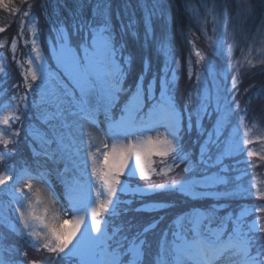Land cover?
I'll list each match as a JSON object with an SVG mask.
<instances>
[{
  "label": "snow or ice",
  "instance_id": "1",
  "mask_svg": "<svg viewBox=\"0 0 264 264\" xmlns=\"http://www.w3.org/2000/svg\"><path fill=\"white\" fill-rule=\"evenodd\" d=\"M75 4V10L69 12L70 24L58 20V26L50 30L56 33L53 58L57 68L63 70L62 73L52 71L44 63H40L38 68L34 67L33 59L29 58V67L24 74L26 89L33 90L37 80L44 85L40 89L39 103L33 102L37 109L35 119L44 126V130L30 127L27 137L30 144L38 146V150L33 148L34 155L64 166L62 170H57L65 184L68 200L63 216L56 211L49 215L50 209L46 201L41 199L40 190L36 189L35 195L30 196L33 185L23 183L25 179L37 180L47 184L51 190L47 171L38 170L33 174L24 168L13 176L15 166L7 163L13 155V151L8 150L9 145L18 143L21 131L20 128H13V124L22 122L21 107H28V94L17 92L11 96L9 103L0 107V145L4 149L0 151V162L7 165V171L0 172V185L4 186L0 192L9 197L6 202L0 200V224H4L17 236L27 238L28 246L36 251L44 250L51 254L41 261L30 260L28 264H59V261H72L74 257L78 264H264V243L259 242L260 237L257 235L264 233V217L246 223L245 217L250 212L244 206L238 211H227L220 215L228 205L219 203L222 199H232L245 193L252 195L251 186L244 189L240 177L230 175L237 169L234 165L226 164L225 159L243 153V146L254 142L249 136L245 118L252 99L258 97L260 91L249 97L230 136L226 139H222V136L225 126L231 125L232 117L240 109L235 94L239 92L241 69L245 63L249 67L256 66L250 58L253 45L260 43V51L264 53V40L256 41L253 37L244 60L226 64L224 72H234L231 86L224 82L215 96L200 92L201 75L197 72V84L189 92L183 109H180L174 94L180 61L175 57L172 47V21L166 0H141L139 7L143 12L142 21L137 20L133 13L125 23L124 18L117 13L118 28L114 23L111 0H75ZM89 6L90 14L86 12ZM202 6L205 10L203 19L199 15V8L188 0L184 5L185 10L196 20L213 52L222 56L230 55L236 47L237 33L241 30L234 25L233 42L226 45L219 26L223 24L226 29L228 8L225 6L222 12H217L215 3L211 8L207 4ZM42 7L46 16L51 17L56 12V0H47ZM251 11L248 0H237L234 19L239 21L241 16ZM31 15L29 11L23 13L24 17ZM154 17L164 20L159 35L153 27ZM209 17L212 35H208L207 30ZM141 22L145 43L152 41L157 51L164 55L165 67L163 74L159 77L153 75L146 87L144 73H141L134 88H125L124 82L133 63L125 38L129 34L138 37ZM25 23L21 20L20 36L24 35ZM28 23H31V34L34 37L31 41L34 59L43 61L37 45V24L35 21ZM5 30L0 27V32ZM181 34L183 36L182 31ZM241 38L248 40L247 35ZM187 42L192 45L196 63L203 64L207 71L204 53L190 39ZM11 50L15 57V38ZM257 64H264V59L257 60ZM169 72H172V79L168 78ZM0 73L6 74L2 64ZM188 73L191 79V57L188 60ZM157 81L159 97L155 95ZM93 93L96 96V108L90 107L88 101L89 95ZM122 94L127 95V99L121 108V117L110 124L107 133L111 144L103 143L93 150L95 137L91 132H84L79 120L85 119L95 126V112L99 107L105 108L107 116L108 110L119 102ZM213 113L216 114L215 123L210 131H206L201 121L205 115L211 116ZM193 116L200 135L207 137L199 146L200 156L195 163L182 144L183 122L186 117L187 130L190 132ZM159 127H164L165 132L157 131ZM241 128L244 129L242 138L239 137ZM152 131L156 132L155 136L147 135ZM85 135L88 137L87 152L82 160L80 154L84 151ZM247 155L253 157L258 153L247 150ZM154 157L160 158L163 167H155ZM259 159L264 160V155L259 156ZM180 163L185 165L183 172L186 175L182 180L172 179L168 183L148 184L144 187L139 184L133 186L129 182L137 174L140 180H150L153 175L167 177ZM245 164L248 167L258 166L248 160ZM244 174L249 173L245 171ZM69 175L70 178H65ZM9 180L13 181L11 185L6 183ZM157 191H174L186 198H207L217 203L207 208H192L177 215L155 233L154 241L148 239V234L160 226L164 217L153 220L132 235H129L130 227L115 223L123 211L120 205L131 203L130 200L121 201L118 193L133 196L139 194L143 197ZM255 196L264 201V190L257 188ZM42 204L44 207L41 209L39 206ZM163 207L167 205L144 206L150 210ZM68 211L72 213L71 219L67 218ZM252 211L264 214V204L254 206ZM12 215L15 216V222ZM77 234L79 238L73 243ZM5 239L3 233H0V264H18L11 255L5 256L6 252L11 254L18 251L14 246H5ZM22 255L26 256L27 253Z\"/></svg>",
  "mask_w": 264,
  "mask_h": 264
},
{
  "label": "trees",
  "instance_id": "2",
  "mask_svg": "<svg viewBox=\"0 0 264 264\" xmlns=\"http://www.w3.org/2000/svg\"><path fill=\"white\" fill-rule=\"evenodd\" d=\"M18 0H0V7L11 9L10 6L13 5V3L17 2ZM23 1V0H20ZM44 2L36 5L35 7H31V5H28L27 11H29L32 15V21H35L37 24V30H38V38H37V44L38 41L41 42L44 49L46 50V53L50 50V44L47 42L45 36H47L49 39H56V33L53 31H50L52 28L58 26L57 21L58 20H64L66 24H70L71 20L69 17L70 10L74 11L76 8L75 0H56V12L55 15L48 17L45 14L43 5L46 4L47 0H43ZM141 0H111V6H112V14L114 23L117 25V28L119 27V20L116 19V14L119 13L125 20V23L127 22L128 16L135 13V18L139 21H142L143 12L141 8L139 7ZM191 4H193L195 7L199 8V15L201 19L204 18V7L202 5L207 4L209 8L213 6V3L216 4V10L217 12H222L223 8L226 6L228 8V22L227 25H229V22L231 23V27L233 30V26L236 25L241 32L237 33V51L240 54L247 53V49L249 45L252 44V39L255 37L256 41L264 40V0H248V3L250 7L252 8V11L250 14L244 15L240 17L239 21H236L234 17L237 13V0L230 1L226 5L223 4V0H188ZM186 0H166V5L168 12L171 16L172 21V46H174L175 50L174 53L176 54V58L181 60V48L182 43L187 42V40H191V38L194 40L196 37L201 36V31L199 30V27L196 23V20L192 18L191 14L185 10ZM130 5V6H129ZM231 8V9H230ZM49 12H51V8L48 9ZM86 12L90 14L91 8L90 6L86 8ZM12 13H6L2 12L0 13V27L5 28L6 30L4 32H0V60L8 59L11 60L9 64L4 65V68L6 70V74L0 73V105L4 103H9L11 96L19 92L21 95L27 93L28 94V100L27 105L28 107L25 109L23 106L21 107V115H22V122L19 124H13V128H20V136L18 138V143L14 145H9L8 150L13 151V155L9 161H7L8 164L14 165L13 171H21L24 168L28 167H34L37 165V160L39 158H36V156L33 154V148L36 147L38 150V146L35 144H30L29 139L27 137V133L29 131L30 127H38L41 131H43L42 126H40V122L35 119L37 109L33 106V102L35 101L37 104L40 101V80H37L34 85L33 90H28L24 87L25 80H24V74L29 67L27 64V60L29 59L30 52L32 50V45L30 44L29 38L31 33V23H25L24 25V35L20 36V26L21 22H18L16 19H12ZM41 20V23L39 19ZM160 18V17H158ZM156 17L153 18V21H155ZM161 19V18H160ZM223 19V17H221ZM164 23V20L161 19ZM16 21L17 27L13 28V22ZM211 22V18H208V23ZM159 24V23H158ZM143 26L142 22L138 26V37L132 36L129 34L126 36L127 41V51L132 54L133 56V63L131 66V69L128 72L127 78L124 82L125 88H134L135 82L140 76L141 73H144L145 76V85L152 80L153 75H156L159 77L163 74L164 67L162 63V57L164 56L162 53H159L157 49H155V45L152 41H149L147 44L144 40V29L142 30ZM221 24L219 27L221 29ZM230 28V27H229ZM228 28V29H229ZM181 31L183 32V36L181 34ZM42 33L44 35L42 36ZM259 33V34H257ZM181 39V42L177 40V37ZM242 35H247L248 40L245 41L241 38ZM233 36V34H232ZM16 39V50H15V57L13 56V52L11 50V44L13 39ZM27 42V43H26ZM260 43H256L253 45V48L257 46ZM246 56V55H245ZM145 61H147V71H145ZM162 63V69L160 68V65ZM161 72V73H160ZM30 75H29V81H30ZM247 79V78H246ZM246 80L243 79V82ZM262 82L254 81L250 82V78L248 77L247 83L244 84V88L248 89L249 91H252V93L248 94L244 99L243 104V98H241L239 105H241V108H245V104L248 101L249 97L254 96L255 93L260 91V94L264 90V85H260ZM14 85H18V88H14ZM175 98H176V104L181 107L179 103V96H177V83L175 82ZM244 89V92H245ZM264 96L259 95L258 97L252 99L251 101V107L249 105L248 107V113L247 117L245 118V123L251 124L253 121V118H249V115L256 116L255 111L258 112H264V107L262 108H253V101L255 99H262ZM121 98V97H120ZM120 100L116 104L115 109L118 110L120 107ZM243 104V105H242ZM237 110L235 116V119L239 120L240 115L242 114L243 109ZM238 120H235L234 122H238ZM264 122V121H263ZM254 124L256 126L264 125V123L260 124L259 121H255ZM185 151L190 152V156H193V148H185ZM249 150V148H245V151ZM0 151H4L3 146L0 147ZM197 147L195 146L194 152L196 153ZM200 150H198L199 154ZM214 152V151H213ZM194 153V156L196 154ZM199 159V157H198ZM41 167H44L45 164L40 160ZM252 163V161H250ZM38 166V165H37ZM37 169H43V168H36ZM47 169V168H46ZM255 170V174H257V171ZM49 170V169H47ZM7 171V165L4 162H0V172ZM261 172H264L263 169ZM249 173V172H248ZM239 174V171L235 173V176ZM246 176V175H244ZM159 177V176H155ZM264 177V176H263ZM157 180L151 178L150 180H140L135 179L136 182L135 185H143V184H152L153 181L158 182L159 178H156ZM9 183L8 181L6 182ZM132 184V183H131ZM4 186L0 185V189H3ZM159 192H156L155 198L159 200L160 202H165V204L168 205V209L164 212L166 214L165 220L163 225L165 226L169 220H172L177 215L187 212L191 210L192 208H207L211 204L217 203L215 200H208V201H201L198 199H191L186 198L180 193H173L168 192L165 194H158ZM4 192H0V200H4L5 196L2 195ZM124 195V194H122ZM180 195V196H179ZM129 196V197H128ZM179 196V197H178ZM138 197V194L133 195H124V199L126 201L129 198H136ZM132 199V200H133ZM131 201V200H130ZM136 200H133V204H130L129 207H135L138 205V202ZM219 203L228 205V208L223 210L220 215L226 214L227 211H238L241 206L247 207L249 209L250 215L245 217V221L251 222L253 219L257 217H264V214H260L258 212H253L252 208L254 206H260L264 204V201L258 200V201H252L247 199H239V198H232V199H222L219 201ZM135 212L126 213L127 220H132L131 215H133ZM144 216V215H142ZM146 217V216H144ZM169 217H171L169 219ZM153 219L156 218V215L152 217ZM12 220L15 222V218L12 215ZM117 222H119V218L116 219ZM121 223V222H120ZM142 223V222H141ZM147 223V220H145V224ZM144 224V225H145ZM142 225V226H144ZM138 227L139 224L137 225ZM162 228V227H160ZM132 234H134L137 229H131ZM138 230H141L139 228ZM0 233H3V235L6 237V239L3 241L5 246H14L18 251L12 252L11 254L5 253V256L11 255L12 258H14L18 264L22 262V264H28L30 260H37L41 261L47 257H49L51 254H48L46 251H36L32 247L28 246V242L26 241V238H21L11 232L8 227H6L4 224H0ZM131 234V235H132ZM257 235L260 237V243H264V233H257ZM156 236V235H155ZM148 239L151 240L150 233L148 234ZM156 239V237H155ZM154 239V240H155ZM153 240V241H154ZM27 253V255H22V253ZM77 261V258H73L72 261H59V264H75Z\"/></svg>",
  "mask_w": 264,
  "mask_h": 264
},
{
  "label": "rangeland",
  "instance_id": "3",
  "mask_svg": "<svg viewBox=\"0 0 264 264\" xmlns=\"http://www.w3.org/2000/svg\"><path fill=\"white\" fill-rule=\"evenodd\" d=\"M233 1V0H230ZM44 2L43 0H23L20 1L18 0L17 2L13 3V5L10 6L11 9H7V8H3L2 6L0 7V13H2L3 11L6 13H12V19H16V21L18 22L17 24L19 25V22H21V20H24L28 23V21H32V17H24L23 13L25 11H27V9L29 8L28 5L30 4L31 7H35L36 5L40 4ZM226 5L229 3V0H223V4ZM231 9V8H230ZM18 10V11H17ZM41 18L39 19L40 23H41ZM16 21L13 22V28L17 27ZM159 23V24H158ZM164 23L163 21L156 17L155 21H153V27L155 29V32L157 35L160 34L162 27H163ZM142 27L143 30V26L141 25L140 28ZM230 27V28H229ZM229 28V29H228ZM212 29V24L211 22H209L207 24V30H208V35H212L211 32ZM223 33L224 39L226 41V45L227 44H231L233 42V30L231 27V23L229 22V25H227L226 29L224 28V25L221 26L220 29ZM44 35V33H42V36ZM201 36L196 37L194 40L191 38L192 43L195 44L196 48L199 49L200 51H202L204 53V55L206 56V61L204 62V64L208 65V69L207 71L204 70V66L203 64L198 65L196 63V57H195V53L194 51H192V45L189 44L188 42L182 43L181 39L179 38V36L177 37V35L175 37H177V40L180 41V43H182V48H181V60H180V67L176 72V83H177V96H179V103L181 105V107H179L177 105L178 108L183 109L184 104L187 100L188 94L190 91H192L194 89V86H196L197 82H196V73L199 72L201 75V83L199 85V89L200 92L203 95H212L215 96L217 91L219 89H221L224 86V82L227 83V85L230 87L231 86V80H232V75L234 74V72H228L225 73L224 72V68L226 66V64L228 62H232V61H236V60H244L245 55H248V49H247V53H243L240 54L237 51V46L233 49L232 53L230 55L227 56H222L218 53H214L213 50L208 46L205 36L201 33ZM34 37L32 36V34L30 33V44L31 41ZM47 42H49L50 44V50L48 53H46V50L44 49L43 45L41 44V42L38 41V46L41 50V54L43 55V61H35L34 57H35V52L33 50H31L29 58L33 59V66L34 67H39L40 63H44L47 67H49L52 71H59L62 73V69H58L56 62L53 58V44L55 42L54 39H49L47 36H45ZM173 49L175 50L174 46H172ZM155 49L156 46H155ZM261 49V45L258 44L257 46H255L253 48V51L251 53V59L253 61V64H256L255 67H249L246 63L243 65L242 69H241V73H240V83L238 85L239 87V92L235 94V101L240 103L241 98H243V104H244V99L245 97L252 93V91H247L244 92V84L247 83L248 77L250 78V82H254V81H259L262 82L260 85H264V64H257V60L259 59H264V53H261L260 51ZM175 57L176 54L174 53ZM189 57H191V61H192V71H193V75L191 77V79L189 78V73H188V60ZM10 62H12L11 60L8 59H1L0 60V64H2L3 66L6 64H9ZM162 63H163V67H165V57H162ZM162 63L160 65V68L162 69ZM161 73V72H160ZM168 78L172 79V72L168 73ZM247 78V79H246ZM243 79H245L246 81L243 82ZM40 86L43 87L44 85L42 84V82L40 81ZM147 86V84L145 85V87ZM160 94V89H159V82L157 81V84L155 86V95L157 97H159ZM264 96V90L263 92L260 94ZM127 99V95L122 94L121 98H120V107L118 108V110L114 111L112 106L109 110H108V114L106 116V112H105V108L103 106H100L99 109L95 112V121H96V125H92L91 123H89L87 120L85 119H80L79 123L83 125V130L85 133L91 132L93 134V136L95 137L94 140V148L93 150H95L96 147V140L99 137L103 142V143H108L111 144V140L109 139V136L107 135L108 131H109V126L111 123H113L114 121H118L121 117V108L125 102V100ZM88 101H89V105L92 108H96L97 107V103H96V96L95 94H90L88 97ZM6 104V103H4ZM4 104H1L0 107H2ZM242 104V105H243ZM116 105V104H115ZM253 108H262L264 107V97L262 99H255L252 103ZM251 107V104H250ZM241 108V105H240ZM243 109V108H241ZM5 111H8L10 109H4ZM211 108H209V111L211 112ZM256 116L253 115H249V118H253V121L251 122V124H247L248 128H249V136L250 138L253 139V143L249 144V145H244V148H249V150H253L255 152L258 153L257 156H253V157H248L247 155V151H244L243 153H236L231 157H227L225 159V163L226 164H230V165H234L235 168L237 169L236 171H233L230 173L231 176L235 177V173H237V171H239V174L237 176L240 177V184L244 189H248L251 186V193L252 195H247L246 193L243 196H237L235 198H239V199H247V200H252V201H258L259 199L256 198L255 196V192L257 188H260L262 190H264V172H261L262 169L264 171V160H260L259 156L264 155V125L261 126H256V124H254L255 121H259L260 124L264 123V112H258L255 111ZM216 120V114L213 113L211 116L205 115L204 118L201 121V125L202 127L206 130V131H210L212 129L213 124L215 123ZM235 117H232V123L231 125H226L224 128V132H223V136L222 139H226L230 136L231 132H232V127L237 123L234 122ZM40 126H42V130H44V126L40 123ZM38 128V127H36ZM157 131H159L160 133H164L165 129L164 127H159L157 129ZM243 132L244 129L241 128L240 133H239V137L242 138L243 137ZM147 135H152L155 136L156 132L152 131V132H148ZM206 135L201 136L198 129L195 126V116H193V127L192 130L189 132L187 130V118L185 117V120L183 122V132H182V144H183V148H193V156H191L192 161L195 163L197 162L199 159L198 157L200 156V152L198 154V150H200V144L203 143V141L206 139ZM87 143H88V137L87 135H85L84 137V151L81 152V159L83 160V158L86 155L87 152ZM195 146L197 147V151L196 153L194 152L195 150ZM0 147H2V145H0ZM189 151V150H188ZM186 151V152H188ZM213 151H215V149H213ZM190 154V152H188ZM194 153L196 154V156H194ZM36 156V155H35ZM36 158H39V160H37V165L34 167H28L27 169L30 170L33 174L38 171V170H45L48 172V181L51 183V190L48 189V185L37 181V180H27L25 179L23 181L24 184L27 183H31L33 185V190L31 193H29L30 196H33L34 194V187H36L37 184H41L42 187H44L46 189V191L48 192V194L50 195V197L55 201V203L57 204L58 208L56 210V212H59L61 214V216H63L65 214V208L68 205V200L66 198V189H65V184L62 182V178L60 175H58L57 170L60 169L58 167L57 164H53L51 161L46 160L43 156H36ZM154 160H156V164L155 167L157 169L163 167V165L160 164V158L159 157H154ZM40 160L42 162H44L45 166L41 167V163ZM248 160L249 162L252 161V163L257 164V167H248L245 164V161ZM239 161V163L237 164L236 162ZM168 163H171L170 160L167 161ZM185 167V165L183 163H180L179 167H174L173 171L171 173L168 174L167 177L165 176H159V177H155V175H153L151 178L157 180L156 178H159L158 182L153 181L152 184H159V183H168L170 182L172 179L175 180H182L185 178V173L183 172V168ZM36 168H43V169H37ZM49 170H47V169ZM257 174H255V170H258ZM215 169H212V171H214ZM52 171V172H51ZM90 171V168H89ZM245 171L249 172L248 175L244 176ZM20 171H13V176H15L16 173H18ZM70 177V175H69ZM67 178V177H65ZM139 176L137 174V177L135 179H138ZM122 180L125 179V177H121ZM135 179L130 180L129 182L132 183L133 186H135ZM9 185L12 184L13 181L9 180L8 181ZM148 184H143L140 185L141 187L147 186ZM25 191H27V189H25ZM159 192L158 194H165L168 192H173V193H177L174 191H157ZM156 192L153 193H147L145 194L143 197H141L138 194V197L136 198H129L128 200H131L130 204H133V200H136V202H138V205L135 207H129L130 204H121L120 207L123 210L121 215L118 217L119 218V222H117V220H115L116 224H123L126 228L130 227L131 229H139V228H143L146 225H148L149 223H151L153 220H157L160 217H164L166 216V214H164V212L168 209V205L165 204V202H160L159 200H157ZM124 195H128V194H124ZM124 195L119 194V199L121 201H126V199H124ZM131 195V194H130ZM3 197L5 196V199L3 201H8L9 197L4 193L2 195ZM180 196V195H179ZM178 196V197H179ZM129 197V196H128ZM133 199V200H132ZM201 201H208V200H212V199H198ZM135 202V203H136ZM154 204H164L167 205V207H163V208H159L156 210H150V209H146L144 208L145 205H154ZM14 207V206H13ZM137 209H140V211H137ZM164 210V212H163ZM131 213V212H135L133 215H131L132 220H127L126 217V213ZM51 214V212L49 213ZM146 217H144V216ZM156 215V218L153 219L152 217ZM14 216V215H13ZM72 213L71 211L67 212V218L71 219ZM15 218V216H14ZM171 217H169L170 219ZM145 220H147V223L145 224ZM165 220V219H164ZM171 221V220H169ZM121 222V223H120ZM142 222V223H141ZM164 221L160 224V226L154 230V232H150L151 235V240L155 239V233L159 232L160 227H164L163 225ZM246 223H250L247 222ZM139 224V226L142 227H138L137 225ZM70 226V225H69ZM132 234V230L129 233V235ZM79 238V234H77V237L75 239H73V243L76 242V239ZM26 241L28 242L27 238ZM71 247V245L69 246ZM75 264H78V260L76 261Z\"/></svg>",
  "mask_w": 264,
  "mask_h": 264
},
{
  "label": "bare ground",
  "instance_id": "4",
  "mask_svg": "<svg viewBox=\"0 0 264 264\" xmlns=\"http://www.w3.org/2000/svg\"><path fill=\"white\" fill-rule=\"evenodd\" d=\"M96 142H97L96 143L97 144L96 147H99V146L102 145V142L103 141L98 137L97 140H96ZM36 189H39L40 190L39 195H40V197H41L42 200L46 201L47 206L50 209V212L56 211L57 208H58V206H57L56 203H53L52 202L54 200L50 197V195L48 194V192L46 191V189L44 187H42L41 184H37L36 187H34V194H33V196L36 193ZM39 207L42 209L44 207V205L42 204ZM49 215H51V214H49Z\"/></svg>",
  "mask_w": 264,
  "mask_h": 264
}]
</instances>
